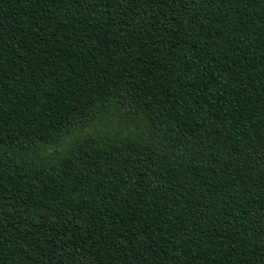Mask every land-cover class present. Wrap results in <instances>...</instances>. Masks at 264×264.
Returning a JSON list of instances; mask_svg holds the SVG:
<instances>
[{
  "label": "trees",
  "instance_id": "1",
  "mask_svg": "<svg viewBox=\"0 0 264 264\" xmlns=\"http://www.w3.org/2000/svg\"><path fill=\"white\" fill-rule=\"evenodd\" d=\"M0 264H264V0H0Z\"/></svg>",
  "mask_w": 264,
  "mask_h": 264
},
{
  "label": "rangeland",
  "instance_id": "2",
  "mask_svg": "<svg viewBox=\"0 0 264 264\" xmlns=\"http://www.w3.org/2000/svg\"><path fill=\"white\" fill-rule=\"evenodd\" d=\"M98 127H107V128H114L115 130H120L122 132H126L128 131L127 128H126V125L121 123L119 121L118 118H107L106 120H103V121H97L95 122L93 128H90V129H87V131H93L94 129L98 128ZM133 130V128H130ZM73 137H70V138H66L64 140V142L60 145V146H56L57 149H64L66 148L67 144H69L71 141H72Z\"/></svg>",
  "mask_w": 264,
  "mask_h": 264
}]
</instances>
